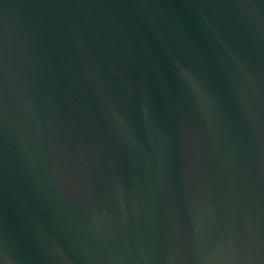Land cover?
<instances>
[{"label":"water","instance_id":"water-1","mask_svg":"<svg viewBox=\"0 0 264 264\" xmlns=\"http://www.w3.org/2000/svg\"><path fill=\"white\" fill-rule=\"evenodd\" d=\"M0 264H264V0H0Z\"/></svg>","mask_w":264,"mask_h":264}]
</instances>
